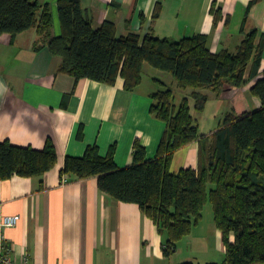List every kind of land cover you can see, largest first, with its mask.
Returning <instances> with one entry per match:
<instances>
[{
  "label": "crops",
  "instance_id": "0c3cea01",
  "mask_svg": "<svg viewBox=\"0 0 264 264\" xmlns=\"http://www.w3.org/2000/svg\"><path fill=\"white\" fill-rule=\"evenodd\" d=\"M37 1L50 5L52 34L58 35L57 0ZM80 4L94 28L111 22L117 36L150 33L179 41L205 35L213 54L235 53L251 31L257 32L256 44H264V0H80ZM212 7L219 10L216 20ZM38 40L35 29L13 41L6 34L0 37V142L41 150L50 139L58 161L41 177L0 181V224L5 216H20L15 227L0 226V253L9 248L13 259L26 256L31 264H223L225 246L213 212L203 215L166 258V236L137 205L113 200L98 189L95 178L78 181L65 176L63 182L60 177L64 159L82 157L89 146H97L102 157L114 147L113 159L120 168L132 165L136 141L145 148L146 159H153L165 124L150 114L151 95L161 89L155 81L173 85L172 75L159 73L155 76L159 78L147 82L142 75L133 92L124 90L122 79L111 86L76 81L58 73L59 59L46 48L35 49ZM263 71L264 49L257 78L242 88L227 86L219 96L212 93L224 104L225 113L233 110L239 115L260 107L248 93ZM65 95L69 98L64 104ZM182 99L176 103L174 95V104ZM215 129L198 131L207 135ZM197 167L198 144L192 143L175 153L170 171ZM229 239L233 243L234 235Z\"/></svg>",
  "mask_w": 264,
  "mask_h": 264
},
{
  "label": "trees",
  "instance_id": "16d2710c",
  "mask_svg": "<svg viewBox=\"0 0 264 264\" xmlns=\"http://www.w3.org/2000/svg\"><path fill=\"white\" fill-rule=\"evenodd\" d=\"M211 11L215 20L219 10ZM60 33L52 34L49 4L37 0H0V37L35 29V49L46 48L59 59L58 73L76 81L88 79L133 92L141 84L145 64L172 75L189 97L174 104L171 89L151 95L150 114L165 124V131L153 159L135 142L132 165L120 168L114 162V147L105 157L97 146L87 147L82 157H66L60 177L73 180L95 178L98 189L113 200L135 204L166 236L163 254L169 258L178 243L188 236L210 204L213 222L222 233L223 264H264V71L250 88L260 107L251 112H227L220 125L207 135L199 134L190 100L197 112L204 110L211 90L216 96L227 86L242 88L258 76L264 44H256L257 32L246 34L235 53L213 54L205 35L174 41L147 33L117 36L116 27L105 22L94 28L84 16L80 0H57ZM249 72L248 79H245ZM69 95H65V104ZM82 132H78V138ZM198 144V167L170 171L177 151ZM58 154L50 139L43 149L16 147L0 142V181L18 176L41 177L57 165ZM230 235H234L233 243ZM190 264V263H185Z\"/></svg>",
  "mask_w": 264,
  "mask_h": 264
},
{
  "label": "rangeland",
  "instance_id": "374dc122",
  "mask_svg": "<svg viewBox=\"0 0 264 264\" xmlns=\"http://www.w3.org/2000/svg\"><path fill=\"white\" fill-rule=\"evenodd\" d=\"M159 73H165L166 75H170L167 72L158 71L145 64L143 71V80L147 82L150 81V79L152 78H159L155 77ZM166 86L173 91L176 103L179 102L180 98L189 97L190 93L192 92L191 90L182 91L178 89L175 84V81L173 85H170V83H166ZM157 88L159 89V87ZM203 93L209 96L204 110L201 112H197L194 108V102L192 100H190V108L193 118L197 121L199 131L208 133L214 128L218 127V123L223 120L226 111L225 107L223 106L224 104L216 100V96L213 95L214 93L211 90H204ZM248 95V97H251L250 93H248ZM211 209V205L207 204L204 208L203 215L206 216L207 213L211 214Z\"/></svg>",
  "mask_w": 264,
  "mask_h": 264
},
{
  "label": "built area",
  "instance_id": "2783aa9c",
  "mask_svg": "<svg viewBox=\"0 0 264 264\" xmlns=\"http://www.w3.org/2000/svg\"><path fill=\"white\" fill-rule=\"evenodd\" d=\"M63 182H67L66 177L64 176L62 179ZM20 221V216L12 215V216H5L1 220L0 226L2 228H13L15 227ZM11 250L5 249L3 253H0V264H31L26 256H23L21 259H13L11 257Z\"/></svg>",
  "mask_w": 264,
  "mask_h": 264
}]
</instances>
